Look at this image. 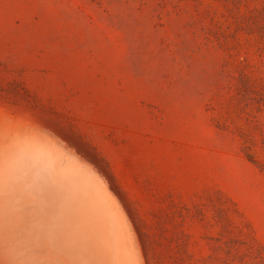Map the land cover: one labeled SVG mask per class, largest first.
<instances>
[{
  "label": "rangeland",
  "instance_id": "obj_1",
  "mask_svg": "<svg viewBox=\"0 0 264 264\" xmlns=\"http://www.w3.org/2000/svg\"><path fill=\"white\" fill-rule=\"evenodd\" d=\"M0 264H264V0H0Z\"/></svg>",
  "mask_w": 264,
  "mask_h": 264
}]
</instances>
